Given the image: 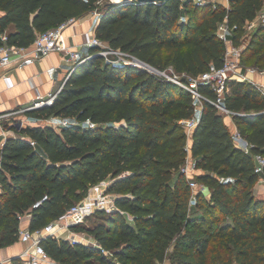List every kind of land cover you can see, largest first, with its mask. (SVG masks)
<instances>
[{
  "label": "trees",
  "instance_id": "1",
  "mask_svg": "<svg viewBox=\"0 0 264 264\" xmlns=\"http://www.w3.org/2000/svg\"><path fill=\"white\" fill-rule=\"evenodd\" d=\"M0 0V45H31L38 34L99 11L98 37L185 81L224 63L225 20L240 44L264 0ZM11 27H13L11 29ZM98 46L73 64L54 102L25 110L43 119L6 138L0 133V249L20 241L21 215L36 229L60 218L90 188L109 179L112 211L73 226L97 244L48 235L61 264H264V197L255 185V154L264 153V94L232 79L219 111L201 83L198 123L193 92L147 67L107 59ZM245 58L264 67V20L251 29ZM50 116L66 118L56 127ZM233 121L251 150L235 141ZM197 172L187 175L189 139ZM32 141L35 143L33 144ZM203 186L194 191L190 182ZM40 201L38 206H34ZM0 264H2L0 262ZM4 264V263H3ZM9 264H23L14 256Z\"/></svg>",
  "mask_w": 264,
  "mask_h": 264
},
{
  "label": "built area",
  "instance_id": "2",
  "mask_svg": "<svg viewBox=\"0 0 264 264\" xmlns=\"http://www.w3.org/2000/svg\"><path fill=\"white\" fill-rule=\"evenodd\" d=\"M95 12L99 13L97 10ZM74 20L75 19H71L57 27L50 28L49 30L38 34L35 41L29 46L11 45L7 42V36L5 35L3 38L4 42L0 45V66L8 68L12 63L13 57L16 55L19 56L21 60L34 62L50 55L53 52L62 53L64 58L73 65L82 61L87 56L83 53V48L87 47L89 49L92 46H98L99 49L97 52L103 54L107 59L117 61L121 60L132 64L138 63V60L134 58V55L121 49L109 46L107 42L97 36L95 30L93 29L83 31V41L80 45L74 46L69 44L65 38L64 29ZM256 25L257 21L255 18L248 21L246 27L253 28ZM234 27V25H230L226 20L218 27V34L226 42L224 63L221 66L217 67L212 65L210 69L203 72L198 77H191L187 81L177 74L175 77L167 76L169 79L189 88L195 97L196 113L193 117L184 120V125L189 135L192 134L193 129L198 123V113L202 103V94L198 88L201 83L208 84L213 88L217 95L214 103L219 108V111L226 113L230 118H232L233 113L227 109L223 100L227 91L230 89L229 83L232 79L251 81L264 94V67L255 65L248 66L243 64V47L235 44L232 39ZM2 79L8 88L15 85L11 74L3 73ZM62 85L58 90L50 92L47 96H39L31 105L26 106L21 110L25 111L31 108L51 105ZM45 121H48V119H45ZM66 123H68L66 118H63L61 121L55 123L52 122V124L56 127H60ZM0 133L3 134L4 137L7 136L6 129L4 128L1 120ZM233 135L235 141L238 144H241L246 151L251 150L250 142L243 137L237 127L234 129ZM32 143L34 144L35 142L32 141ZM189 148L190 147L188 145V151ZM255 161V171L260 174L259 182H264V153H256ZM197 170L198 169L195 166L194 160L188 158L187 162L183 166V171H185L187 175H191L197 172ZM190 184L194 191H197L203 186V184L197 181H191ZM109 185V179L102 180L93 185L84 199L72 205L60 218L43 227L31 229L30 224L25 226L22 223L31 219V214L27 212L21 215L20 241L24 243L25 246L16 256L22 259L23 264H61L51 258L43 245V239L48 235L64 237L69 239L72 243L82 242L96 245L97 241L95 239L91 238L84 240L83 235L77 233L76 231L73 232L72 230L74 229L72 228L74 225L84 222L89 215L99 209L112 211L115 208V194L106 193ZM39 203L40 201L36 202L34 206H38ZM68 230L71 231L70 235H64Z\"/></svg>",
  "mask_w": 264,
  "mask_h": 264
},
{
  "label": "crops",
  "instance_id": "3",
  "mask_svg": "<svg viewBox=\"0 0 264 264\" xmlns=\"http://www.w3.org/2000/svg\"><path fill=\"white\" fill-rule=\"evenodd\" d=\"M219 2L226 6H229L230 3L229 0H219ZM98 20L99 13L95 11L75 19L64 29L67 42L74 46L80 45L83 41V31L88 29L95 30ZM71 66L72 63L68 62L60 52H53L34 62L24 61L19 56H14L8 68L0 66V111L19 106L24 108L32 104L39 96H47L50 92L58 90ZM3 73L12 75L15 82L13 87L8 88L6 86L2 79ZM21 120L28 121V119ZM232 127H236L234 121ZM6 132L7 136L10 135L7 129ZM191 142L192 138L189 139V147ZM188 158L193 159L191 148H189ZM254 189L258 197H264V183L258 182ZM29 224L30 219L24 222L25 226ZM24 246V243L19 242L0 249V259L8 260L13 258Z\"/></svg>",
  "mask_w": 264,
  "mask_h": 264
},
{
  "label": "rangeland",
  "instance_id": "4",
  "mask_svg": "<svg viewBox=\"0 0 264 264\" xmlns=\"http://www.w3.org/2000/svg\"><path fill=\"white\" fill-rule=\"evenodd\" d=\"M103 1H107V0H103ZM111 1H116V0H111ZM219 1V0H218ZM118 2V1H116ZM121 2V1H120ZM99 12V11H98ZM100 14V12H99ZM264 20V5H263V8L262 10L259 12L258 16L256 17V21H257V24L260 23V21H263ZM254 28V27H253ZM251 29L252 28H248L246 27V31L244 32V34L242 35V38L240 40V46L243 47V49L245 48V46L247 45V42H248V39L250 37V32H251ZM106 44V43H105ZM88 52V48L85 47L84 48V51L83 53H87ZM136 59H139L137 58L136 56L134 57ZM245 65H248V66H258L256 65V60L254 58H248L246 59L245 58ZM143 62V61H142ZM148 69L152 70V71H155L156 73L158 74H162L164 76H172V77H175V75H181L180 73L178 72H175L174 69L172 67H169L167 68L166 70H159L155 67H151V65H149L147 67ZM31 105V104H30ZM23 107H15L13 109H9V110H5V111H0V120L2 121L3 123V126L5 127V129H7L10 133H14L16 131L17 128H21L22 126L24 125H27V124H30V125H36V124H39L41 122H43V119H40V118H36V117H26L25 116V111L21 110ZM21 119H28V121H24V120H21ZM48 121H45V122H49L52 124L55 123V122H58V121H61L63 118L62 117H58V116H50L48 118ZM45 120V119H44ZM21 122V123H20ZM1 136H3V134H1ZM198 171V170H197ZM111 182V181H110ZM261 183H264V182H261ZM106 193H111V194H114L113 192H111L109 189H107ZM96 218V214L90 216L86 221L88 223H90L91 221H93L94 219ZM24 224V222L22 223ZM73 229V228H72ZM73 232L76 231L75 229L72 230ZM70 232L71 231H66L64 235H67L69 234L70 235ZM77 233L79 234H82L83 235V238L84 240L86 239H91L93 237H91L88 233L86 232H81V231H76ZM94 239V238H93ZM19 243V242H18ZM17 244V243H16ZM10 260L11 259H8V260H3V259H0V262L3 264H9L10 263ZM164 264H170V260L167 259Z\"/></svg>",
  "mask_w": 264,
  "mask_h": 264
},
{
  "label": "water",
  "instance_id": "5",
  "mask_svg": "<svg viewBox=\"0 0 264 264\" xmlns=\"http://www.w3.org/2000/svg\"><path fill=\"white\" fill-rule=\"evenodd\" d=\"M116 1L120 2V1H133V0H116ZM138 1H140V2H146V1H162V0H138ZM137 60H138V63H133V64H138V65H141V66H144V67H148L150 65V64H148V63H146L144 61L142 62L141 59H137ZM194 129H193V132H194Z\"/></svg>",
  "mask_w": 264,
  "mask_h": 264
}]
</instances>
